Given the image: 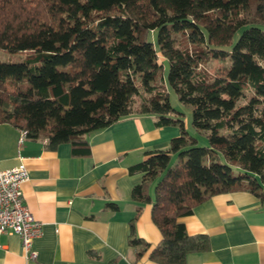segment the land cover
I'll return each instance as SVG.
<instances>
[{"label": "trees", "instance_id": "16d2710c", "mask_svg": "<svg viewBox=\"0 0 264 264\" xmlns=\"http://www.w3.org/2000/svg\"><path fill=\"white\" fill-rule=\"evenodd\" d=\"M154 29L158 51L148 39ZM0 50L35 52L0 59V123L25 138L43 137L49 148L68 143L74 155H87L90 133L131 113L179 128L166 148L147 150L128 167L141 176L132 198L151 204L161 233L153 246L143 241L135 214L128 243L137 256L186 264L209 248V238L188 234L180 217L221 193L264 200V0H0ZM159 55L208 145L189 134L155 83ZM211 58L228 63L209 73L202 64Z\"/></svg>", "mask_w": 264, "mask_h": 264}, {"label": "crops", "instance_id": "0c3cea01", "mask_svg": "<svg viewBox=\"0 0 264 264\" xmlns=\"http://www.w3.org/2000/svg\"><path fill=\"white\" fill-rule=\"evenodd\" d=\"M178 134L177 126H156L153 114L131 113L90 133L89 154L74 155L68 143L49 148L43 137L19 144L20 130L0 123V169L26 165L23 202L42 223L35 259L25 257L17 234L0 233V264H158L146 253L137 256L128 243L135 214L139 238L150 246L161 238L151 204L132 198L141 176L128 167ZM179 221L188 234L209 238V248L189 254L186 264H264V200L255 195H213Z\"/></svg>", "mask_w": 264, "mask_h": 264}, {"label": "built area", "instance_id": "2783aa9c", "mask_svg": "<svg viewBox=\"0 0 264 264\" xmlns=\"http://www.w3.org/2000/svg\"><path fill=\"white\" fill-rule=\"evenodd\" d=\"M25 131L20 130L18 142H23ZM28 177L24 163L0 169V233L17 234L27 259H35V239L42 235V223L35 219L23 202L20 185Z\"/></svg>", "mask_w": 264, "mask_h": 264}, {"label": "rangeland", "instance_id": "374dc122", "mask_svg": "<svg viewBox=\"0 0 264 264\" xmlns=\"http://www.w3.org/2000/svg\"><path fill=\"white\" fill-rule=\"evenodd\" d=\"M238 35V32L235 34L234 39H236ZM157 33L156 30H151L148 33V39L153 42V45L155 49H158V44H157ZM35 54L33 50H25V51H20V52H7L4 50H0V59L3 61H8V62H17V61H22L27 58H32V56ZM159 62L162 63L161 71H160V76L155 80L156 84H159L162 86L163 89H165L168 93V98L170 104L178 111L182 112L181 118L184 120L185 124L187 123L189 130L186 127V130L189 132L190 135L195 136L197 139V142L199 145H208L206 135L204 132L197 131L193 128L191 124V106L187 104H182L178 98L175 92L171 89L167 82V70H168V61L166 58L162 57L159 55ZM220 63L227 64L228 60L227 59H208L204 64H202V68H204L206 71L209 73H212L214 71V68L217 67ZM141 95H138L136 97L135 102L138 103L140 101ZM220 161H224L223 157L219 153ZM234 173H239L242 172L243 170L237 166H232L231 167Z\"/></svg>", "mask_w": 264, "mask_h": 264}]
</instances>
